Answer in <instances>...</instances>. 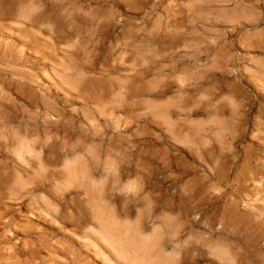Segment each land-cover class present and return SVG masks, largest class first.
<instances>
[{
    "label": "rangeland",
    "instance_id": "rangeland-1",
    "mask_svg": "<svg viewBox=\"0 0 264 264\" xmlns=\"http://www.w3.org/2000/svg\"><path fill=\"white\" fill-rule=\"evenodd\" d=\"M0 264H264V0H0Z\"/></svg>",
    "mask_w": 264,
    "mask_h": 264
},
{
    "label": "bare ground",
    "instance_id": "bare-ground-1",
    "mask_svg": "<svg viewBox=\"0 0 264 264\" xmlns=\"http://www.w3.org/2000/svg\"><path fill=\"white\" fill-rule=\"evenodd\" d=\"M206 156V155H205ZM6 212V211H5ZM65 221V220H64Z\"/></svg>",
    "mask_w": 264,
    "mask_h": 264
}]
</instances>
